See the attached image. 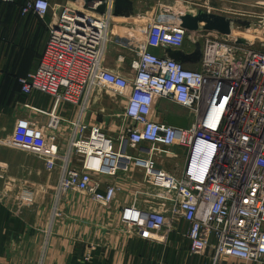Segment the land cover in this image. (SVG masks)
Returning a JSON list of instances; mask_svg holds the SVG:
<instances>
[{"label": "built area", "instance_id": "2783aa9c", "mask_svg": "<svg viewBox=\"0 0 264 264\" xmlns=\"http://www.w3.org/2000/svg\"><path fill=\"white\" fill-rule=\"evenodd\" d=\"M72 3L54 15L35 72L18 80L24 95L52 99L45 132L58 131L66 119L54 109H76L75 119L68 120L65 148L35 150L48 157L49 171L60 168L57 197L74 190L108 206L117 188L102 178L134 167L164 193L169 208H124L122 221L130 231L167 237L176 231L175 222L184 220L190 254L212 251L211 264L224 258L264 264V49L207 39L198 57L179 61L169 52L185 55L187 30L178 21L158 19L137 33L141 37H132L133 43L142 38L144 46L135 70L123 74L107 66L110 47L119 42L112 33L114 0ZM50 10L51 0H26L22 7L24 15L42 19ZM186 61L196 68H188ZM104 91L123 106L126 122L116 137L86 120L90 105ZM161 100L195 113L194 124L183 128L157 122ZM174 148L184 152L183 164L168 172L153 157H178ZM83 257L90 261L92 252Z\"/></svg>", "mask_w": 264, "mask_h": 264}, {"label": "crops", "instance_id": "0c3cea01", "mask_svg": "<svg viewBox=\"0 0 264 264\" xmlns=\"http://www.w3.org/2000/svg\"><path fill=\"white\" fill-rule=\"evenodd\" d=\"M24 1L4 3L0 0V264H73L76 251L79 259L92 252L97 264H211L212 251L205 256L190 254L189 240L185 236L189 226L184 220H177L176 231L167 237L132 232L123 223L122 210L132 205L145 211L169 208L163 200L164 193L150 186L137 168L120 171L115 178H102L117 188L115 199L108 206L74 190L57 197L60 168L49 171L48 157L35 152L36 148L52 145L45 135L44 125L50 120L53 102L44 94L24 95L18 80L35 72L54 15L64 6H73V1L51 0V10L44 19L33 13L24 15L21 10ZM139 8L133 0H114V19L121 22L116 21L118 26L112 25V33L119 37V42L109 50L107 66L110 70L124 74L115 68L113 53L126 54V45L133 44L134 34L147 29L152 21H172ZM127 35L132 39L126 38ZM151 51L163 54L159 49ZM184 53L186 58L190 57V53ZM185 65L194 68L187 61ZM95 104L89 107L87 122L101 127L109 135L118 136L126 122L123 112L104 97L98 108H93ZM67 109L61 107L58 114L74 120L75 110ZM188 115L180 105L161 100L155 120L169 124L187 121ZM22 123L25 130L22 128L24 137L20 136V140L18 132ZM35 130L44 133V137L37 144L29 143V140L35 141L28 137L29 132L32 134ZM69 131L54 138L59 151L65 148ZM173 150L178 157H153L157 165L168 172H176L183 164L181 150ZM220 264L255 263L224 258Z\"/></svg>", "mask_w": 264, "mask_h": 264}, {"label": "rangeland", "instance_id": "374dc122", "mask_svg": "<svg viewBox=\"0 0 264 264\" xmlns=\"http://www.w3.org/2000/svg\"><path fill=\"white\" fill-rule=\"evenodd\" d=\"M133 1L135 2V5H137V8L142 7L143 12L147 11L154 12L155 14L158 13L159 15L167 17L172 21H178L181 25L184 24L189 26L192 21L196 26L194 25L193 28L189 26L187 29V41L184 52L190 53V56L193 55V58H195L197 52L202 50L207 39H223L228 41L254 43L256 49H264V46L262 47L261 45V43L264 44V0ZM138 3L140 4L138 5ZM139 9L141 10V8ZM153 9L155 11H152ZM116 21L121 22V20L114 19L115 24L113 25V27L118 24ZM134 35H138L139 37H141L140 34ZM126 38L132 39L131 35H127ZM143 46L144 40L140 38L136 40L132 45L127 46L126 54L124 52L122 53V51H114L113 55L115 56V68H118L125 73H130L132 70H135L142 54ZM134 47H137V50L135 52L133 51V49H135ZM194 65L192 66L196 68V64ZM103 97L105 99L112 100L114 108L123 112V106L120 102H118L116 98L117 96L109 91H104L99 97H97L95 101L96 104L93 106V108H98L101 105ZM61 107H67V111L70 110L69 106L61 105L57 109H54L55 112L58 113ZM182 107L183 106H181V108ZM185 110L189 114L187 121H174V123L172 121L169 124H174V126L183 128H187L193 125L196 120L195 113H191V111L187 108H185ZM67 126H69L68 119H65L58 131L45 132V135H48L49 138L52 139V145L57 146V141L54 138L60 136V134L65 135L70 128ZM22 128L24 129L23 123L21 124L20 131L18 132V138L20 140L22 139L20 138V136L24 137V135L22 134ZM106 134L110 137H114L112 135H109L108 133ZM43 135L44 133L38 132L37 130H35V133L32 134H30L29 132L28 137L33 139L35 138V141L29 140V143L37 144L38 141H41V138L44 137ZM18 147L21 148L20 146ZM198 147H200L199 154L195 155ZM171 152H174V150L171 149ZM183 153L184 152L181 151V153L179 154H181V156L183 157L185 155ZM200 153L201 145L197 144V147L194 151V157L198 158ZM81 258L82 259H79L80 261L78 264H97L94 258L90 261H86L84 257Z\"/></svg>", "mask_w": 264, "mask_h": 264}, {"label": "water", "instance_id": "95a60500", "mask_svg": "<svg viewBox=\"0 0 264 264\" xmlns=\"http://www.w3.org/2000/svg\"><path fill=\"white\" fill-rule=\"evenodd\" d=\"M71 1H73V2H77V3H79L81 0H71ZM86 2H87V4H92L94 1H102V2H104L105 0H85ZM190 22V21H189ZM194 23L191 21V23L189 24V26H191L192 28L194 27ZM186 30L188 29V27L189 26H187V25H182ZM196 26V25H195ZM239 44H244L245 42H241V41H239L238 42ZM169 54H170V57L171 58H173V59H176V60H185L186 59V56L185 55H183L182 53H180V52H169ZM200 55V51L199 52H197L196 53V55L195 56H199Z\"/></svg>", "mask_w": 264, "mask_h": 264}, {"label": "trees", "instance_id": "16d2710c", "mask_svg": "<svg viewBox=\"0 0 264 264\" xmlns=\"http://www.w3.org/2000/svg\"><path fill=\"white\" fill-rule=\"evenodd\" d=\"M25 2H26V0L24 1V4H25ZM14 3H16V2H14ZM24 4L21 6V10H22V7L24 6ZM77 255H78V251H76V255H75V257H74V261H73V264H78L79 263V258L77 257ZM80 259H82V258H80ZM81 264V263H80Z\"/></svg>", "mask_w": 264, "mask_h": 264}, {"label": "clouds", "instance_id": "9594fccd", "mask_svg": "<svg viewBox=\"0 0 264 264\" xmlns=\"http://www.w3.org/2000/svg\"><path fill=\"white\" fill-rule=\"evenodd\" d=\"M199 151H200V147L197 148V150L195 152V155H198L199 154Z\"/></svg>", "mask_w": 264, "mask_h": 264}, {"label": "bare ground", "instance_id": "6f19581e", "mask_svg": "<svg viewBox=\"0 0 264 264\" xmlns=\"http://www.w3.org/2000/svg\"><path fill=\"white\" fill-rule=\"evenodd\" d=\"M113 39H116V36L113 34Z\"/></svg>", "mask_w": 264, "mask_h": 264}]
</instances>
